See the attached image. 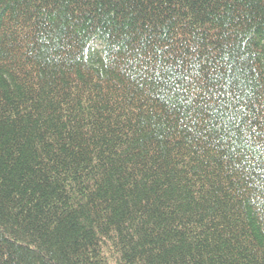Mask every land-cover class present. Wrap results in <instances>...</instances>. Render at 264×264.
I'll list each match as a JSON object with an SVG mask.
<instances>
[{
	"label": "trees",
	"instance_id": "1",
	"mask_svg": "<svg viewBox=\"0 0 264 264\" xmlns=\"http://www.w3.org/2000/svg\"><path fill=\"white\" fill-rule=\"evenodd\" d=\"M0 264H264V0H0Z\"/></svg>",
	"mask_w": 264,
	"mask_h": 264
}]
</instances>
